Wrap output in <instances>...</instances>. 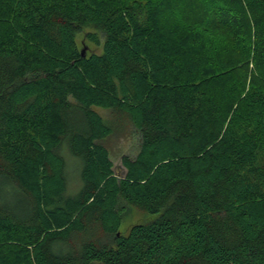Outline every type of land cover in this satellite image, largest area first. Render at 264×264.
Instances as JSON below:
<instances>
[{
  "label": "trees",
  "instance_id": "obj_1",
  "mask_svg": "<svg viewBox=\"0 0 264 264\" xmlns=\"http://www.w3.org/2000/svg\"><path fill=\"white\" fill-rule=\"evenodd\" d=\"M0 264H264V0H0Z\"/></svg>",
  "mask_w": 264,
  "mask_h": 264
},
{
  "label": "rangeland",
  "instance_id": "obj_2",
  "mask_svg": "<svg viewBox=\"0 0 264 264\" xmlns=\"http://www.w3.org/2000/svg\"><path fill=\"white\" fill-rule=\"evenodd\" d=\"M187 17L191 15V9L187 8ZM88 30L83 31L77 36V43L80 47V50H84V54L91 53H100V48H97L93 44L89 43L85 39V33ZM96 111L106 120H113L112 114L109 111L96 109ZM115 124H118L114 133L103 141L109 157L113 163L114 170L119 171L121 169V157L127 156L129 158H134L137 154L140 146V135L139 133L131 126L123 121L119 122L118 119L113 121ZM60 155L65 161V176L67 181V193L72 195L77 193L82 187V180L80 177L81 164L68 150L66 145L60 150ZM127 215L122 221L120 227V232L123 235H126L129 231V228L133 224H143L149 222L155 218L154 215L146 214L135 207L126 205Z\"/></svg>",
  "mask_w": 264,
  "mask_h": 264
},
{
  "label": "water",
  "instance_id": "obj_3",
  "mask_svg": "<svg viewBox=\"0 0 264 264\" xmlns=\"http://www.w3.org/2000/svg\"><path fill=\"white\" fill-rule=\"evenodd\" d=\"M80 53H81L82 56H84V50L83 49L81 50Z\"/></svg>",
  "mask_w": 264,
  "mask_h": 264
}]
</instances>
